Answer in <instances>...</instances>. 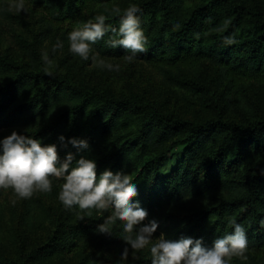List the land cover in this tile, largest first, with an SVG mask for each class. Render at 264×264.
Returning a JSON list of instances; mask_svg holds the SVG:
<instances>
[{"label":"trees","instance_id":"1","mask_svg":"<svg viewBox=\"0 0 264 264\" xmlns=\"http://www.w3.org/2000/svg\"><path fill=\"white\" fill-rule=\"evenodd\" d=\"M133 3L148 40L135 59L158 74L169 91L164 98L90 80L86 61L69 50L77 24L104 14L118 29ZM8 4L0 0V24L23 30L13 46L0 44V130L7 131L0 139L16 131L55 144L61 160L71 152L73 166L81 156L93 159L97 176L105 169L129 174L133 202L148 212L142 223L156 220L167 239L192 237L210 247L235 221L248 250L231 264H264V0H26L20 13ZM114 5L120 15H110ZM112 35L93 53L129 55L109 46ZM57 41L63 47L52 51ZM60 136L88 148L65 146ZM178 146L180 158L162 173ZM51 179L50 193L36 192L17 208L0 202V264H151L150 246L121 257L131 247L119 220L111 235L98 232L111 209L79 219L86 213L65 209Z\"/></svg>","mask_w":264,"mask_h":264},{"label":"clouds","instance_id":"2","mask_svg":"<svg viewBox=\"0 0 264 264\" xmlns=\"http://www.w3.org/2000/svg\"><path fill=\"white\" fill-rule=\"evenodd\" d=\"M8 10L27 12L26 0H9ZM140 8L130 4L121 14L119 6H113L110 15H120L118 29L106 24L109 16L100 14L76 27L68 34L69 50L82 60H91L101 69L119 71L120 65H113L99 58V53L93 54V45L101 40L105 34L111 32L110 47H122L129 51L124 59L132 62L137 53H143L148 43L137 15ZM227 27V22L225 23ZM223 30V29H221ZM225 43H234L230 37ZM57 41L52 51L62 48ZM42 60L47 66L46 75L53 73V61L47 52ZM62 144H71L77 149H87L85 140L70 138L65 143L63 136L59 137ZM0 189H12L15 195L22 199H30L34 193H50L52 179L62 181L58 195L59 201L65 209L78 207L86 215L79 219L91 217V210L100 213L112 210L104 222L98 225V232L111 235L117 220L123 223L121 238L131 249L139 251L150 246L151 264H231L234 257L246 259L248 240L244 227L230 221L233 231L222 237H217L212 245L205 246L201 239L181 236L179 239H167L161 235L153 242V233L158 227L156 220L147 224L142 222L148 218V212L138 202H133L137 195L136 184L129 174L112 172L105 169L97 176L96 162L81 156L75 161L68 152L61 160L55 144H41L39 139L18 134L12 131L10 135L0 139ZM128 248H124L121 257L127 258Z\"/></svg>","mask_w":264,"mask_h":264},{"label":"rangeland","instance_id":"3","mask_svg":"<svg viewBox=\"0 0 264 264\" xmlns=\"http://www.w3.org/2000/svg\"><path fill=\"white\" fill-rule=\"evenodd\" d=\"M15 12V10H12ZM23 12V11H22ZM20 13V12H19ZM19 30H23V27L17 23H1L0 24V44L13 46L15 42L14 37L17 35ZM94 54V53H93ZM108 63L113 65L119 64V71H108L107 69L98 68L91 58L86 61L83 71L87 73V77L90 80H97V82H112L116 87V90H126L127 87L138 88L140 90L146 89L152 91L155 97L164 98L168 95L169 91H166L165 86L160 84V78L158 74L152 70L142 59H134L132 62H127L124 57L119 58H104ZM9 131V130H8ZM11 131V130H10ZM7 134L4 129L0 130V135ZM183 150L182 146L176 147L173 152L169 155L162 173H167L172 169L177 159L180 158L181 152ZM58 185L62 181L57 180ZM22 198L15 195L12 189H0V202L6 204V206H12L17 208ZM157 231L153 233V242L160 236ZM145 249V248H144ZM141 249V250H144ZM131 258L135 256V250L130 249L129 253ZM106 255V251L103 253ZM124 259V258H123ZM122 259V260H123ZM124 262V260H123Z\"/></svg>","mask_w":264,"mask_h":264}]
</instances>
